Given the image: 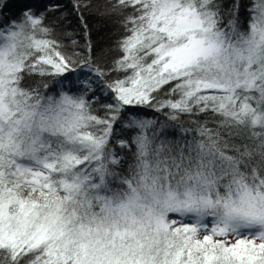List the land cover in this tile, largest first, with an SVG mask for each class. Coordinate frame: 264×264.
<instances>
[{
	"label": "trees",
	"instance_id": "trees-1",
	"mask_svg": "<svg viewBox=\"0 0 264 264\" xmlns=\"http://www.w3.org/2000/svg\"><path fill=\"white\" fill-rule=\"evenodd\" d=\"M166 2L227 53L160 75ZM0 47V197L28 220L0 264H264V0H0Z\"/></svg>",
	"mask_w": 264,
	"mask_h": 264
},
{
	"label": "rangeland",
	"instance_id": "rangeland-1",
	"mask_svg": "<svg viewBox=\"0 0 264 264\" xmlns=\"http://www.w3.org/2000/svg\"><path fill=\"white\" fill-rule=\"evenodd\" d=\"M163 4L165 5H162L160 7L161 8L160 10L169 14V10L173 9V11L171 12H175L173 13V15H175L176 17H178V19H180L178 25H182V27L179 33H175V31L168 33V39L170 38L169 39L170 41L168 43H170V45L167 44L162 48L163 50L161 55L162 57L159 58L160 75L178 73L182 70L185 71L189 68L199 65L202 62H207L206 60L208 59L221 56L223 53L224 54L227 53L226 49H224L225 45L223 44L222 39L218 38L216 33L213 31V27L211 25L209 16L204 15L203 17H200V19H197L194 18L193 15L195 14L193 13V9L190 6L184 8H177L176 5H167V2ZM174 8L177 10L174 11ZM262 34L263 33H258V32L254 33V35L258 36L255 37V40L257 39L256 40L257 42H258V38L263 36ZM178 36L181 37L180 43ZM167 41L168 40H166V42ZM9 49L10 48L6 50L5 47H0V79L1 77H4V75L8 74L7 70L11 62V61L9 62V58H7L8 55L10 54ZM231 60L233 61V59ZM195 82L197 84V87L201 86L204 89L219 87V85L215 84L212 81H205L200 78L197 80L195 78ZM204 93L209 94L207 90H205ZM9 94H10L9 88L5 86L0 87V118H3L4 113L8 109V105L5 102V98ZM6 121H8V119H6ZM10 125L12 126L9 129L10 130L9 133L15 132L20 126H22V120L16 119L10 121ZM70 131H73L72 124H69V127H67V132ZM38 157L41 158L42 156L40 157V155H38L37 158ZM47 159H50L48 155L47 157L42 158V162H44ZM31 170L43 176L46 174V171L39 166H34L31 168ZM242 200L243 202L246 201L250 203L251 206L252 204L255 205L256 203L254 202L255 198L250 195L245 196V198H243ZM259 200L262 202L261 198ZM231 212L240 213L238 210H232ZM26 214L27 211L26 208H24V206L14 204V202L7 197L6 198L2 196L0 197V221L2 222L0 223L1 243H6V245H8L9 247L13 245L20 246L25 243L23 238H25L26 236L22 235L23 232L21 230V227L22 225L25 227L27 226L28 220L26 217H24L26 216ZM239 217L244 221L253 220L252 217L247 215V213H241L239 214ZM119 223L120 220L116 221L115 226ZM115 226L114 229L107 228V231H112L115 235H119V234L125 235L136 232L134 230H128V229H123L122 231H119L115 229ZM188 226L190 228V225ZM137 232L139 231L137 230ZM18 237L20 239H18ZM230 240L234 242L236 238L231 237Z\"/></svg>",
	"mask_w": 264,
	"mask_h": 264
}]
</instances>
